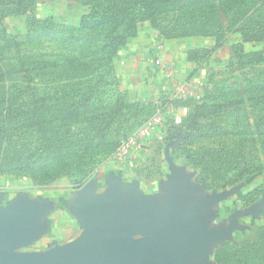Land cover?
<instances>
[{"label":"rangeland","instance_id":"374dc122","mask_svg":"<svg viewBox=\"0 0 264 264\" xmlns=\"http://www.w3.org/2000/svg\"><path fill=\"white\" fill-rule=\"evenodd\" d=\"M140 36L178 55L203 86L182 125L166 123L179 101L143 98L124 83ZM161 112L164 126L143 147L153 143L167 175L166 161L184 166L179 192L264 186V0H0L4 199L105 188ZM251 190L242 208L262 197ZM240 232L211 264H264V210Z\"/></svg>","mask_w":264,"mask_h":264},{"label":"water","instance_id":"95a60500","mask_svg":"<svg viewBox=\"0 0 264 264\" xmlns=\"http://www.w3.org/2000/svg\"><path fill=\"white\" fill-rule=\"evenodd\" d=\"M168 162L171 175L166 191L170 200L161 216L163 224L151 237L132 239L135 232L157 218L154 211L150 215L153 204L133 193L122 197L114 189L112 197L100 204L83 193L78 209L83 213L86 229L77 240L43 254L17 253L14 249L33 232L37 210L18 202L0 212V264H188V260L208 264L204 259L206 245L229 239L230 233L240 228L239 217L257 216L264 210V193L254 205L235 212L223 230L204 232L203 226L195 229L197 210L221 195L201 198L186 215L181 214L191 202V189L180 184L179 192L177 180L181 176L178 179L171 160Z\"/></svg>","mask_w":264,"mask_h":264},{"label":"crops","instance_id":"0c3cea01","mask_svg":"<svg viewBox=\"0 0 264 264\" xmlns=\"http://www.w3.org/2000/svg\"><path fill=\"white\" fill-rule=\"evenodd\" d=\"M157 45L161 44L157 42L152 44L148 39L140 36L135 44L129 47L128 54L125 56V75H123V78L124 83H126L130 91L136 93V95L143 98L155 96L163 102L159 98H162L169 91L170 83L165 81L161 70L156 67L154 59L160 58L165 66L171 65L176 77L190 78L195 81L196 75L182 65L178 55L171 54L170 51L162 46L161 50L156 49ZM146 144L141 151L132 152L134 159L131 161V164L127 165L123 172L125 174L119 179L116 178L113 182H110L105 188H100V190L97 187L95 190L82 188L75 194L69 192L64 194L41 193L32 199L29 198L27 202L22 198L19 199V197L12 198L8 201L0 193V212L7 210L6 208L8 206L15 205L18 202L22 205L35 206L37 208L34 213V221L32 222L33 232L31 236L23 244L14 249V251L17 253L43 254L77 240L86 229L85 218L82 211L78 209V205L83 203V193L90 194L93 202L100 204L112 197L114 189L122 197L133 193L135 197L153 204L150 215L154 211L153 214L157 215V218L155 217L145 229L135 232L132 235V239L140 240L151 237L163 224L161 216L170 200V195H168L166 189L168 176L171 175V167L166 161L170 170L169 175H167L162 170L158 150L154 149L153 143L149 145V142H146ZM161 155H163V152ZM183 167L182 164L181 166L177 164L173 165L178 179L182 176L181 169ZM129 173L137 175L138 178L142 177V181L135 183L133 179L128 180L125 177H129ZM179 183L180 179L177 180L178 185ZM257 187L260 188V192L263 194L264 186H261L260 183L246 190L249 191ZM247 191H226L225 193L219 194L221 197L218 199L201 204L196 213L195 229L203 226L202 229L204 232H210L226 228L229 224L230 217L235 212L245 209L242 208L245 205H241L239 200ZM201 195L199 193L195 197L192 196L191 202L182 210L181 214L186 215L196 201L206 197H201ZM256 217L253 215L239 217L237 219V225L240 228L233 230L229 238L235 239L236 235L241 233L240 231L245 227V222L252 221ZM227 240L225 239L216 243L211 242L206 245L204 259L208 264H211L213 261L216 247L221 243H225ZM188 264L200 263L197 260H188Z\"/></svg>","mask_w":264,"mask_h":264},{"label":"built area","instance_id":"2783aa9c","mask_svg":"<svg viewBox=\"0 0 264 264\" xmlns=\"http://www.w3.org/2000/svg\"><path fill=\"white\" fill-rule=\"evenodd\" d=\"M157 48L159 50L162 49L161 45H157ZM155 64L156 67L161 70L165 81H168L170 83V89L167 92L168 98H172L180 102L177 113H173L171 115L172 123L178 125L188 113L189 107L186 102L189 100L194 101L199 99L203 86L201 85V83H197L190 78L176 77L172 66H165L160 58L155 59ZM165 110L169 113L171 109L169 106H166ZM165 121V115L162 114V112L155 114L150 122L139 131V140L135 145L136 150L128 151V154L132 155L133 151H141L143 149V141L147 140L151 135L157 134L158 131H160V129L164 126ZM157 137H159V134L157 135Z\"/></svg>","mask_w":264,"mask_h":264},{"label":"trees","instance_id":"16d2710c","mask_svg":"<svg viewBox=\"0 0 264 264\" xmlns=\"http://www.w3.org/2000/svg\"><path fill=\"white\" fill-rule=\"evenodd\" d=\"M164 1H165V0H162V2H164ZM111 14H113V12H112ZM192 101H193V100H191V101H189V102L187 101L186 104L190 105V104L192 103ZM188 114H189V112L186 114V116H189ZM186 116L182 119L181 123L178 124V125H182V124L184 123V121L187 120V117H186ZM169 122H170V124L173 125V126H178V125L173 124L171 120H169V121L167 120V121H166V123H169ZM256 195H257V194H256V190L247 191V192L241 197V203H242L243 205H247L249 202H251V201H253V200L255 199ZM217 252H218V250L215 252V255H217Z\"/></svg>","mask_w":264,"mask_h":264}]
</instances>
